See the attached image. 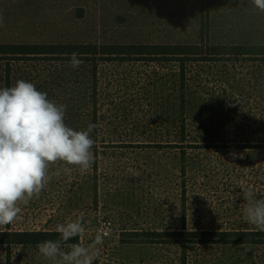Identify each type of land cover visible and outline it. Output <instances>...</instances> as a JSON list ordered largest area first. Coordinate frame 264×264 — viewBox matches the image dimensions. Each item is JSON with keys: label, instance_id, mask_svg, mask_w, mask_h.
I'll return each instance as SVG.
<instances>
[{"label": "rangeland", "instance_id": "1", "mask_svg": "<svg viewBox=\"0 0 264 264\" xmlns=\"http://www.w3.org/2000/svg\"><path fill=\"white\" fill-rule=\"evenodd\" d=\"M0 15L4 18L0 41L8 44L196 43L201 38L202 21L208 25L206 38L211 43L264 44V13L250 0H0ZM105 65L103 81L109 89L105 102L113 96L117 101L123 98L125 93L119 88L125 83L132 90L153 76L170 82L167 74L174 67L142 61ZM201 66L192 64L190 74ZM240 67L237 63L220 65L218 71L228 75ZM248 67L256 69L255 64ZM240 104L218 110L222 119L228 117V124L234 118L235 127L215 126L210 131L229 132L232 136L223 138L227 143L238 141L243 129L256 131L254 140L261 147H238L235 143L181 151L157 146H99L92 149L94 162L85 174L60 161L50 165L51 179L39 197L27 204L18 202V218L0 230L56 231L58 224L83 216L85 233L78 243H92L98 230L107 233L94 264H181V245L175 241L183 239L186 264H264V244L249 240L226 243L224 236H197L215 240L190 244L184 237L146 234L258 229L244 220L242 189L236 186L243 183L258 195L264 190V126L253 101L245 104L244 111ZM140 113L135 100L131 101L122 117L128 119V126H104L100 140H128L127 135L137 134L131 124ZM107 117H113L112 111ZM65 167H73V171L66 173ZM184 205L187 230L181 226ZM68 245L64 244L65 250ZM0 264L50 261L39 254L37 245H0Z\"/></svg>", "mask_w": 264, "mask_h": 264}, {"label": "trees", "instance_id": "2", "mask_svg": "<svg viewBox=\"0 0 264 264\" xmlns=\"http://www.w3.org/2000/svg\"><path fill=\"white\" fill-rule=\"evenodd\" d=\"M201 26V38L196 43L118 46L93 43L31 45L0 41V88L13 87L18 80L31 82L38 90L46 92L50 100L67 105L65 123L72 129L84 131L87 130L89 123L97 124L98 127L91 133L96 141L94 151L99 146H157L181 151L188 148L200 149L207 145L222 148L235 143L238 147H261L262 145L255 143L254 140L256 131L243 129L238 134V141L227 143L223 138L232 136L228 135L229 132L218 134L210 130L215 126H236L234 118L230 124L227 123L228 117L221 118L218 112L221 107L231 110L239 102L241 111H244L245 104L251 101L258 108V116L264 126V44H214L206 38L208 34L206 22L202 21ZM72 53H77L78 58L83 60L77 69L72 68L69 63ZM112 61L121 64L137 61L147 64L154 62L171 64L174 67L169 75L167 74L170 82L163 81L162 76H153L150 80L140 82L132 90L125 83L124 87L119 88L125 93L123 98L117 101L113 96L110 101L105 102L104 97L109 95L108 86L103 81L105 63ZM196 63L202 66L191 75L190 68ZM235 63L240 64L241 69H231L228 75L224 70L218 71L220 65L232 66ZM249 63L255 64L256 69H250ZM115 92L114 89L113 94ZM133 100L136 102L137 110L141 112L138 116L140 118L131 124L138 133L127 135L128 140H123L122 137L119 140H100L102 134L100 131L104 126H128V119L122 117ZM106 104L113 106L106 108ZM110 111L113 113L112 118L107 117ZM253 121L259 122L256 118ZM182 154L184 155V152ZM185 174L184 169L183 175ZM183 182L186 184L185 180ZM261 195L264 196V190ZM186 224L187 214L184 205L181 209L182 229L187 230ZM146 234L153 238L160 235L184 237L188 238L190 244L215 240L197 239V236L218 235L224 236L223 242L226 243L232 242L231 240L235 242L249 240L256 244H264V231L259 229L163 233L151 231ZM234 235L242 239L239 241L231 239ZM59 239L60 234L57 231L0 230V245L8 247L37 245L44 241ZM79 240L80 237L71 238L64 244L78 243ZM175 242L181 245L180 263L186 264V243L184 239Z\"/></svg>", "mask_w": 264, "mask_h": 264}, {"label": "clouds", "instance_id": "3", "mask_svg": "<svg viewBox=\"0 0 264 264\" xmlns=\"http://www.w3.org/2000/svg\"><path fill=\"white\" fill-rule=\"evenodd\" d=\"M250 3L264 13V0ZM2 27L4 18L0 15ZM69 63L77 69L83 60L72 53ZM66 110L67 105L50 100L31 82L18 80L13 87L0 88V227L18 218V202L27 204L39 197L51 179L50 165L60 161L81 174L91 169L96 144L91 133L98 125L89 123L87 130L76 131L65 123ZM73 167L64 171L70 174ZM236 187L242 189L244 220L264 231V196L243 183ZM83 220L79 216L58 224L60 239L37 244L39 254L50 264H94L107 233L98 230L92 243H73L64 248L71 238L83 237Z\"/></svg>", "mask_w": 264, "mask_h": 264}]
</instances>
